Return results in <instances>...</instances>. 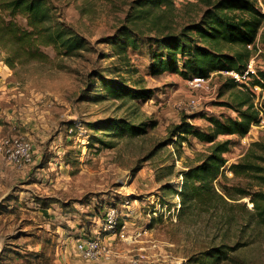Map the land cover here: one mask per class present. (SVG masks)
I'll return each mask as SVG.
<instances>
[{
    "label": "rangeland",
    "instance_id": "374dc122",
    "mask_svg": "<svg viewBox=\"0 0 264 264\" xmlns=\"http://www.w3.org/2000/svg\"><path fill=\"white\" fill-rule=\"evenodd\" d=\"M138 1L48 0L54 20L78 33L85 47L66 54L52 45L42 46L48 55L45 60L17 62L14 67L5 63L7 54L0 48V84L6 85L0 88V114L2 105L9 106L8 111L17 114V124L7 122L8 134L26 135L35 147L25 176L10 182L8 198L16 199L10 213L14 214L11 233L17 239L12 241L19 242L6 247L0 264H60L55 259L61 251L80 264H264V224L254 221L250 196L241 197L238 190H264V185H259L261 179L235 176L230 169L252 147L264 157V121L245 137L217 136V140L230 139L232 145L215 183L231 187L238 199L207 211L193 203L181 208V192L184 171L203 160L212 142L178 129L187 121L211 132L210 116H236L227 104L239 106L250 98L264 107V89L254 87L253 78L249 82L253 90L233 85L217 71L211 74L208 88L196 90L177 71L151 74L149 52L161 51L155 39L201 21L217 0H171L142 13L137 11ZM253 2L264 12L260 0ZM263 19L256 43L264 49ZM17 20L27 27L23 16ZM126 26L137 33L139 49L123 44V50L110 42ZM193 37L205 44L195 33ZM121 39L126 40V33ZM218 46L231 54L243 49L236 43ZM128 64L134 71L121 76ZM255 64L264 70V53L257 54ZM100 77L153 93L147 100L115 97ZM193 97L201 98L200 105H190ZM130 124L146 131L120 128ZM260 156L253 159L264 167ZM109 207L118 210L120 224H127L124 236L103 230ZM229 217L238 221L227 223ZM246 220H250L247 225ZM22 224L27 227L23 233ZM52 231L63 235L56 244L70 247L50 248ZM68 235L71 243L65 240ZM93 236L102 245L99 259L86 258L78 248L79 240ZM42 241L48 243L46 248L27 246ZM219 246H224V253L212 252Z\"/></svg>",
    "mask_w": 264,
    "mask_h": 264
},
{
    "label": "trees",
    "instance_id": "16d2710c",
    "mask_svg": "<svg viewBox=\"0 0 264 264\" xmlns=\"http://www.w3.org/2000/svg\"><path fill=\"white\" fill-rule=\"evenodd\" d=\"M170 2L171 0H140L137 11L147 12L150 7ZM18 15L26 19L27 27L17 20ZM262 18L264 12L253 0H217L205 10L201 21L184 27L180 33L165 34L155 39L161 51L149 52V72L157 75L165 71H177L187 79L195 76L209 77L213 72L222 70L243 72L253 52L248 45L256 42ZM134 32L131 27L126 26L110 42L123 50V44L139 49L137 33ZM193 32L197 37L200 36L205 44H199L196 37H193ZM124 33L125 41L121 39ZM221 42L241 44L243 49L235 51L234 54L222 52L218 46ZM49 45L59 52L74 54L85 47V42L71 27L54 20L48 0H0V48L7 54L4 58L7 65L14 67L17 62L43 61L48 55L42 46ZM117 53L123 54L122 51ZM128 71H134L129 64L123 68L120 75L123 76ZM259 75L263 82L255 79L253 83L264 88V71H260ZM99 79L104 83L108 94L115 97L130 96L132 99L147 100L153 93L151 89L137 85L132 88L128 83L115 78ZM228 80L231 84L238 85L233 78L229 77ZM227 106L234 109L236 116H210L209 120L213 125L211 132L199 129L187 121L178 125L182 134L191 133L201 140L212 142L211 150L203 160L184 171L181 208L191 207L193 203L207 211L222 203L230 204L229 199H238L231 187L224 184L217 186L215 183L226 166L227 159L224 154L232 145L230 139L216 138L220 134L247 135L252 124L258 122V111L250 98L240 102L239 106ZM244 106L246 107L243 108ZM120 128L132 129L137 133L146 131L145 127L135 124H130L127 128L121 125ZM256 144L260 143L255 142L254 145ZM253 148L241 160L232 163L230 169L235 176L261 179L259 185H264V167L253 159L260 156L255 154ZM238 190L241 197L250 196L254 204V210L251 211L254 221L264 224V190ZM237 204L241 205L239 202ZM242 205L247 208L245 203ZM234 218L236 217H229L227 223L238 221V218ZM249 222L250 220H246L244 224ZM213 251L224 253L225 249L224 246H219L212 249Z\"/></svg>",
    "mask_w": 264,
    "mask_h": 264
},
{
    "label": "built area",
    "instance_id": "2783aa9c",
    "mask_svg": "<svg viewBox=\"0 0 264 264\" xmlns=\"http://www.w3.org/2000/svg\"><path fill=\"white\" fill-rule=\"evenodd\" d=\"M260 3L264 11V5L261 2V0ZM248 47L253 52L250 59L248 60L246 69L243 72H239L236 70H222L218 72H221L227 75L228 77L233 78L238 83V85H245L253 90V87H251L249 84L250 79L253 78L254 81L255 79H258L259 81L263 82V79L260 77L259 72L264 70H259L256 67L255 58L257 57V54L264 53V49L259 47L256 42L249 44ZM256 48H257L256 51L257 53L255 54L254 49ZM210 76L209 77L195 76L189 78L187 80V84L193 90L208 88V84L211 79ZM254 85H256L254 86L256 88L264 89L262 86H260V84H254ZM200 103H201L200 97H193L190 100V105L192 106H198L200 105ZM255 107L258 111V122L253 123L252 126L264 121L263 105L260 103V107H258L257 103H255ZM245 139L246 138H244V140ZM34 151L35 149L33 147V143L31 139L26 135L20 133H10L0 139V154H2L3 157H5V159H7L9 162L19 167H22L24 165L33 162ZM125 201L127 204L130 203L128 199ZM118 216H119L118 210L115 207L107 208L106 213L103 217L102 228L103 230L114 233L115 235L124 236L126 232L127 224L126 223L120 224ZM78 248L86 258L99 259L103 255L102 245L98 236L97 237L93 236L85 240L81 239L80 241H78Z\"/></svg>",
    "mask_w": 264,
    "mask_h": 264
},
{
    "label": "crops",
    "instance_id": "0c3cea01",
    "mask_svg": "<svg viewBox=\"0 0 264 264\" xmlns=\"http://www.w3.org/2000/svg\"><path fill=\"white\" fill-rule=\"evenodd\" d=\"M3 75V74H0ZM1 77V76H0ZM6 86L4 83L0 84V88ZM2 113L4 114V116H2L3 114H0V130H4L6 127L7 128V132H4L3 134H0V138L4 135L8 134V129L10 128V125L7 124L11 123L12 126L14 127L15 124H17V114L16 113H12L10 111H8L9 106H3L2 105ZM2 116V117H1ZM260 127L259 125H254L253 127H251L249 134H253L254 133V128H258ZM3 128V129H2ZM35 149V147H34ZM31 163L23 166V167H17L15 165H13L11 162H9L7 159H5V157H3L2 155H0V221L3 220V223L0 224V254H4L6 251V247L9 246H14L17 245L15 242H19V241H12L14 239H17L16 237H14L12 235V231L13 230V226L12 225V218H14V214L12 215L11 213H14L13 210L11 208H13V206H15V202L16 199L15 198H8V196L11 194V186H10V182L14 181L15 178H17V176L21 175V176H25V173L28 171V168L30 166ZM4 204H7V208L9 210H5L4 209ZM46 209V208H45ZM11 212V213H10ZM26 226L25 225H20V230L25 231L26 230ZM22 233H20V235L22 236ZM51 236H52V242L49 244L50 248H67L70 247L71 244H64V243H57V240L59 239L60 241L63 239V235L61 237H59L60 235L55 234L53 231L50 232ZM42 239V236L40 237ZM65 240H70L71 243V236L68 235V238H66ZM80 241V240H79ZM13 242V243H10ZM56 244V245H55ZM59 245V246H58ZM28 247L34 249H38V248H46L48 246V243L45 241L39 242L38 244H34L32 245L31 243H29L27 245ZM34 247V248H33ZM67 255H64V252H59V254L56 257V262L60 263V264H70L71 262L73 263V260L69 259L66 257ZM83 259V258H80ZM85 261V260H84ZM73 264H80L79 261L77 260V263H73ZM88 264V263H86Z\"/></svg>",
    "mask_w": 264,
    "mask_h": 264
}]
</instances>
